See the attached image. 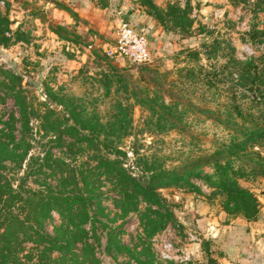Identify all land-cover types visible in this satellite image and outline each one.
<instances>
[{"label":"rangeland","instance_id":"rangeland-1","mask_svg":"<svg viewBox=\"0 0 264 264\" xmlns=\"http://www.w3.org/2000/svg\"><path fill=\"white\" fill-rule=\"evenodd\" d=\"M91 1L0 0V125L14 123L32 144L8 172L19 178L50 152L90 170L97 135L80 125L118 141L122 124L126 167L141 174L146 156L176 180L160 189L166 205L123 214L101 177L90 239L100 264H239L237 251L257 247L264 255V37L252 32L264 29V0ZM121 17L148 33L150 65L115 51ZM248 61L253 89L242 84ZM34 178L56 185L42 173L28 186L43 187ZM237 185L257 208L238 209L248 198ZM60 221L56 210L47 228Z\"/></svg>","mask_w":264,"mask_h":264},{"label":"trees","instance_id":"trees-1","mask_svg":"<svg viewBox=\"0 0 264 264\" xmlns=\"http://www.w3.org/2000/svg\"><path fill=\"white\" fill-rule=\"evenodd\" d=\"M252 32L264 37V29H254ZM243 65L242 84L246 86L251 80L249 88L253 89L256 79L251 75L252 61L245 62ZM262 96L261 93L257 99L261 100ZM17 101H20L19 96ZM150 107L152 110L155 109ZM1 125L0 264H100L90 239L91 232L96 230L94 225L96 218L91 215V212L96 206L103 208L101 199L105 194L100 187L101 177L105 175L106 180L117 191L116 202L120 208H123V214L139 212L140 205L144 202L161 207L166 205L167 199L160 189L173 185L176 180L172 178L173 173L167 168L155 166V162L148 161L146 156H139L143 163L141 174H134L126 167L122 157L127 153L121 148V139L122 135L127 133L124 134L125 126L122 124H119V129L116 130L117 134L121 135L118 141H110L108 138L100 140L102 126L99 124L94 128L80 125L81 130H89L97 135L96 138L90 139L94 150L98 151L94 157L96 165L92 169L88 170L86 165L79 168L80 165L73 163L74 159H77L74 158L76 156H73L71 159L73 162L70 163L55 158L50 152L44 161L39 164L38 161L35 162L37 169L34 167L33 170L30 163L29 171L15 179L13 172L11 174L9 172L15 168H22L32 144L25 140L24 135L21 138L16 136L14 123ZM23 127L24 132L31 130L28 121ZM129 127L131 128V125ZM113 128L114 126H111V130L103 128V134L109 135L108 131L112 133ZM153 128L152 131L157 133L161 126ZM69 129H76L79 132L75 126ZM242 134L252 136L253 132H242ZM69 146L73 148L75 144L69 142ZM44 168L49 169L50 173H47ZM42 173L51 175L56 180L55 187L41 183L37 178L33 181L42 185V188L37 189L27 185L31 176L37 177ZM16 182H18L17 185ZM236 189L244 194L241 199L244 200L246 197L249 202L239 205L240 211L247 213L250 203L257 208V199L249 190L238 185ZM56 210L61 216V221L50 231L47 223ZM101 212L103 213L101 215L105 216L102 209ZM90 224L94 225L92 229L88 228Z\"/></svg>","mask_w":264,"mask_h":264},{"label":"built area","instance_id":"built-area-1","mask_svg":"<svg viewBox=\"0 0 264 264\" xmlns=\"http://www.w3.org/2000/svg\"><path fill=\"white\" fill-rule=\"evenodd\" d=\"M117 45L120 52L135 65L149 64L153 61L148 33L127 17L118 19Z\"/></svg>","mask_w":264,"mask_h":264},{"label":"crops","instance_id":"crops-1","mask_svg":"<svg viewBox=\"0 0 264 264\" xmlns=\"http://www.w3.org/2000/svg\"><path fill=\"white\" fill-rule=\"evenodd\" d=\"M77 1H79V0H77ZM88 1H89L88 5H92V3H90V2H93V1H91V0H88ZM232 236L234 237V235H232ZM238 242H239V240H238ZM249 249L247 251H245L246 253L245 252L239 253L237 251V253H236V261L238 262V260H239L240 261V263L238 262L239 264H264V259H263L264 255L258 253V250H259L258 247H257L256 250H252V249H255V248H252V249L249 248ZM261 253H263V252H261Z\"/></svg>","mask_w":264,"mask_h":264}]
</instances>
